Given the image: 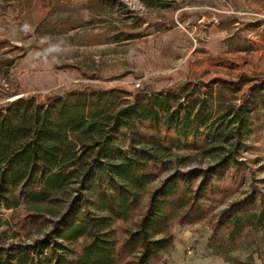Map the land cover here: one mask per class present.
<instances>
[{"label":"trees","instance_id":"obj_1","mask_svg":"<svg viewBox=\"0 0 264 264\" xmlns=\"http://www.w3.org/2000/svg\"><path fill=\"white\" fill-rule=\"evenodd\" d=\"M101 2L114 5L88 0L90 12ZM243 82L7 103L0 109V264H158L174 244L173 224L204 220L207 203L232 192L221 184L230 179L237 188L244 176L246 142L257 121L264 128V83L240 97ZM238 207L218 220L232 236L264 224L263 211Z\"/></svg>","mask_w":264,"mask_h":264},{"label":"rangeland","instance_id":"obj_2","mask_svg":"<svg viewBox=\"0 0 264 264\" xmlns=\"http://www.w3.org/2000/svg\"><path fill=\"white\" fill-rule=\"evenodd\" d=\"M113 1L112 6L102 2L96 5L97 11L91 12L84 26L91 34L96 29H104L103 40L116 41L114 57H108L103 48L87 45L92 39L87 38L88 34L70 37L60 34L58 38V43L68 41L81 45L84 42L86 48L82 50L79 47L38 48L37 60L57 57L60 60L57 68H67L70 64L84 67L64 92L80 89H120L131 95L141 90L150 92L153 85L149 81L158 79L156 75H165L164 79L170 75L172 82L178 78L179 71L185 81L200 85L203 91L214 79L243 80L239 85L240 97L249 93L253 84L264 83V0ZM222 7L225 10L219 12ZM212 26L221 27L224 38L213 36L209 30ZM170 31H179L182 37L170 36L167 34ZM46 33L54 37L58 34L54 28ZM132 37L146 41L136 46ZM138 50L142 51L141 55ZM27 53L23 48L16 52L0 51V109L22 97L44 103L53 94L45 92L41 80L34 77L31 64L35 59ZM64 59L68 62H61ZM45 64L40 60L41 67ZM143 68L154 72L152 79L144 78ZM137 81L141 83L140 88L135 87ZM181 83L180 79L171 89L170 82H166L162 88L175 91ZM238 102L240 99L235 101ZM261 125V121L255 123L254 134L246 142L248 149L241 155L244 176L239 179L238 187L230 179L222 183L223 193L232 192L220 202L207 203L210 212L201 222L184 225L175 222L171 227L174 243L176 238L187 237L183 248L175 253L173 244L158 264H264V224L246 226L240 234L232 236L228 225L218 223L221 212L234 203H239L238 213L264 212V128ZM220 195L215 193L217 198ZM116 226L121 232L124 225Z\"/></svg>","mask_w":264,"mask_h":264},{"label":"crops","instance_id":"obj_3","mask_svg":"<svg viewBox=\"0 0 264 264\" xmlns=\"http://www.w3.org/2000/svg\"><path fill=\"white\" fill-rule=\"evenodd\" d=\"M88 6V0H0V51L16 52L22 48L24 51H28L27 56L35 59L31 64V70L34 77L41 80L45 92H53L47 100L57 95L74 92V90L70 92H64V90L67 88L71 80H75L73 77H76L79 74L78 71H81L84 67L80 64H70V67L67 68H57L56 66H59L57 62H60L57 57H53L51 60H37L36 56L39 47L49 46L51 49L53 47H79L82 50V48H86L84 42L81 43V45L70 43L68 41L58 43V38H60V34H62L63 37L88 34L87 38L90 37L92 39L88 40L87 45H93L96 48H103L104 51H107L108 57L115 56L114 48L116 46V41L109 39L103 40L102 36L105 32L104 29L100 31H97L96 29L91 34L88 33V29L84 26L87 23L89 16L92 14L88 9ZM224 10L225 8L222 7L219 9V12ZM52 28L58 33L55 37L46 33L48 29ZM209 30L213 33V36H216L219 39H222L225 36L223 35L224 30H222L221 27L216 28L215 26H212ZM167 34L170 36L182 37V33L179 31H170ZM133 39L136 40V46H139L146 41L143 38L137 37ZM106 47L107 50H105ZM170 47L173 46L170 45ZM138 51L139 52L137 53L141 55L142 51ZM59 53L60 52H58V54ZM40 60L46 62V66L41 67ZM61 62L65 63L68 62V60L64 59L63 61L61 60ZM141 71L143 72L144 78H151V74L154 73L149 72L146 68H143ZM180 75H183V73L179 71L176 75L178 78L173 79L172 82L169 79L170 75H168L167 79H164L165 75H162V77L156 75L158 79L149 81L153 85V89H151L150 92H147H167L165 91L166 89L162 88V84L165 85L166 82H170V84H168L170 87L173 83L180 81V79L182 81L181 85L190 81H185V79H183L184 77ZM75 91L83 92L89 90L80 89ZM47 100L44 103H46ZM185 238L187 237L182 236L180 239L176 238L173 248L175 253H179L182 250Z\"/></svg>","mask_w":264,"mask_h":264},{"label":"built area","instance_id":"obj_4","mask_svg":"<svg viewBox=\"0 0 264 264\" xmlns=\"http://www.w3.org/2000/svg\"><path fill=\"white\" fill-rule=\"evenodd\" d=\"M140 85H141V83H140L139 81H137V82L135 83V87H136V88H140Z\"/></svg>","mask_w":264,"mask_h":264}]
</instances>
